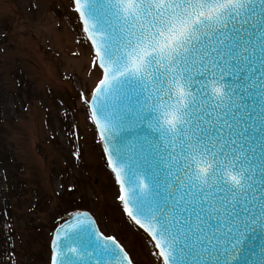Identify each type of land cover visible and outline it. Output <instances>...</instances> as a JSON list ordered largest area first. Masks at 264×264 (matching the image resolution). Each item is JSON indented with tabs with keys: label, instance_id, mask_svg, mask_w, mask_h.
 <instances>
[{
	"label": "snow or ice",
	"instance_id": "snow-or-ice-1",
	"mask_svg": "<svg viewBox=\"0 0 264 264\" xmlns=\"http://www.w3.org/2000/svg\"><path fill=\"white\" fill-rule=\"evenodd\" d=\"M73 6L95 47L91 118L163 264H264V0ZM133 152L150 176L139 193L125 181ZM70 219L52 264H132L87 213Z\"/></svg>",
	"mask_w": 264,
	"mask_h": 264
},
{
	"label": "rangeland",
	"instance_id": "rangeland-1",
	"mask_svg": "<svg viewBox=\"0 0 264 264\" xmlns=\"http://www.w3.org/2000/svg\"><path fill=\"white\" fill-rule=\"evenodd\" d=\"M71 1L0 0V264H49L54 220L74 208L134 264H163L98 146L86 105L98 81L72 64L85 56L91 71L95 55Z\"/></svg>",
	"mask_w": 264,
	"mask_h": 264
},
{
	"label": "water",
	"instance_id": "water-1",
	"mask_svg": "<svg viewBox=\"0 0 264 264\" xmlns=\"http://www.w3.org/2000/svg\"><path fill=\"white\" fill-rule=\"evenodd\" d=\"M80 22H82V21H80ZM85 34H86L88 40L90 41L89 42V44H90L91 43V39L88 37V35H87L86 32H85ZM91 45H92V43H91ZM92 47H93V50H94V53H95V47H94V45H92ZM94 94L95 93H94V90H93V92H92V94H91V96L89 98L88 104H87L88 107H89L90 114L92 113V97L94 96ZM92 122L94 124L95 129H96L97 136L99 137L100 144H101L100 146L102 147V149L104 151V154H105V156L107 158V161H108V153L105 151L104 137H102L100 135V130L95 125V123H94L93 120H92ZM121 136H124V133H117V135L115 137V140L113 142H119ZM128 139H130V138H127L126 137L125 140H124V143H127V140ZM130 155L132 156L131 167L128 168V170H127V173H126V176H125V181H126V183H128L129 189H134L136 192L139 193L140 192V189H139L138 185L142 182L141 179H140V177H143V180L145 182H149L150 183V176L148 174H146L147 165H145L142 162V160L138 156H136L135 152L131 153ZM125 158L127 159V156ZM108 163H109V161H108ZM109 166H110V164H109ZM110 168H111V166H110ZM111 170H112V172L114 173V175L116 177V174H115V172L113 171L112 168H111ZM116 180H117V178H116ZM117 183H118V186L121 189V185H120L119 180H117ZM124 194L125 193L121 192V196L124 195ZM147 199L151 201V197H148ZM123 205H124V202H123ZM123 207H125V205ZM133 207H135L134 204H133ZM76 210H79L82 213H87L91 217V219L95 221V219H93L94 217L87 210H81V209L71 210V211L63 214L61 217H59L56 220V224H55V226L53 228V232H52V237H51V240L49 241L50 242V249H51V251H50L51 252V258H50V262H49L50 264H52V259H53L54 255L56 253V245L57 244H60L61 245V248H62V251L63 252H66L67 251V248L70 247V246H72V245H69L68 241L63 240V238H62L61 241H56V235H57L58 228H61L62 229V228L65 227L64 223L62 222V218H63V221H67V223H69V224L73 223V221L70 219V215L74 214ZM125 210H126V208H125ZM126 212L128 214V211L127 210H126ZM129 217L132 219L133 222H135V220H133V218L130 215H129ZM135 224H137V223L135 222ZM137 225L140 228H142L149 235V237H151V239L155 243V240L152 238L151 234L145 228L141 227V225H139V224H137ZM93 227H94L96 233H101L100 230L98 229V226H97L96 222H95V225ZM104 236L105 237H110V236H107L105 234H104ZM116 242L119 244L118 241H116ZM95 243H98V242L94 241V244ZM253 244L255 246L253 247L252 250L253 251H259V248H258L259 240L257 239L256 241L253 242ZM75 246L79 247V243L77 242L75 244ZM110 246H111V242H110ZM157 250H158V248H157ZM88 251L89 252H92V248L91 247L88 248ZM124 252H126V251L124 250ZM158 252H159V250H158ZM246 253H248L247 248H246ZM120 255H123V254L120 253ZM248 257L251 258L250 253H248ZM105 259H116V257L115 256H113V257H105ZM161 259H162V257H161ZM162 261H163V259H162Z\"/></svg>",
	"mask_w": 264,
	"mask_h": 264
},
{
	"label": "bare ground",
	"instance_id": "bare-ground-1",
	"mask_svg": "<svg viewBox=\"0 0 264 264\" xmlns=\"http://www.w3.org/2000/svg\"><path fill=\"white\" fill-rule=\"evenodd\" d=\"M72 64L77 69V74L79 75V77H81L85 82H90L91 86H93L97 79V70L96 68H93L90 71V68H88L86 57L82 56L78 60L74 61ZM83 68H85L84 71H82Z\"/></svg>",
	"mask_w": 264,
	"mask_h": 264
},
{
	"label": "trees",
	"instance_id": "trees-1",
	"mask_svg": "<svg viewBox=\"0 0 264 264\" xmlns=\"http://www.w3.org/2000/svg\"><path fill=\"white\" fill-rule=\"evenodd\" d=\"M63 213V211L61 213H59V215H61Z\"/></svg>",
	"mask_w": 264,
	"mask_h": 264
}]
</instances>
